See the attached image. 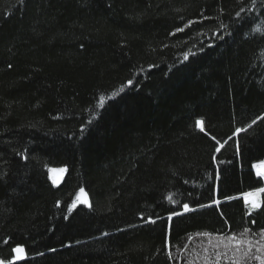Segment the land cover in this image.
<instances>
[{
  "label": "trees",
  "instance_id": "trees-1",
  "mask_svg": "<svg viewBox=\"0 0 264 264\" xmlns=\"http://www.w3.org/2000/svg\"><path fill=\"white\" fill-rule=\"evenodd\" d=\"M261 164L264 0H0L3 264H260Z\"/></svg>",
  "mask_w": 264,
  "mask_h": 264
},
{
  "label": "rangeland",
  "instance_id": "rangeland-1",
  "mask_svg": "<svg viewBox=\"0 0 264 264\" xmlns=\"http://www.w3.org/2000/svg\"><path fill=\"white\" fill-rule=\"evenodd\" d=\"M65 172L66 171L64 169H63V171H61L59 169V170H52L49 173L50 180H51V182H52V184L54 186H59L61 184V181H62V179L64 178V175H65ZM258 173L261 175V177L264 176V165L259 166ZM261 195H262V192H256L252 196L245 195L243 197V199H244L246 204H250V205L253 206L254 203L258 204V201L261 198ZM79 205H84V206H89L90 205L89 197H88V195H87V193L85 191H83L82 193L80 192V194L77 197V200H76V202H75L73 207L75 208V207H77ZM14 254H15L16 261L24 260L23 254L22 255H18L16 252H14Z\"/></svg>",
  "mask_w": 264,
  "mask_h": 264
},
{
  "label": "snow or ice",
  "instance_id": "snow-or-ice-1",
  "mask_svg": "<svg viewBox=\"0 0 264 264\" xmlns=\"http://www.w3.org/2000/svg\"><path fill=\"white\" fill-rule=\"evenodd\" d=\"M183 29H177V31H182ZM129 83H131V81H129ZM253 124L256 123V120H253L252 121ZM202 124L201 121H197V126H200ZM249 127H251V125H249ZM241 131H244L243 129H237L236 132L239 133ZM217 151H219V149H217ZM63 171V170H61ZM261 191H264V189H262ZM83 192V189H81V193ZM248 196H252L254 195V193H249L247 194ZM86 202V201H85ZM218 203V202H217ZM254 207H259L258 204H253ZM184 211L185 212H188V211H191V209L189 208V205L188 204H184ZM201 207H204V205H201ZM176 215H180V213H177V212H173L171 216L168 217L169 220L172 219V216H176ZM153 223H155V221H152ZM250 230L249 229H245L243 233H241V236H244L245 234H247ZM205 235H207L205 233ZM229 240H236V237H230L228 238ZM246 243V241H244L243 239L241 240H238L236 242V247L233 249V251H239L240 250V245ZM247 243L249 244V246L251 245V241H247ZM225 248H229L230 247V244H225L224 245ZM261 247H264V245H262ZM260 249L258 248L257 251H259ZM13 251H15L18 255H22L23 254V248L21 247H17L15 249H13ZM244 255H248V252H244L243 253ZM225 256H227V252L224 253ZM256 259L260 260V264H264V259H261L259 256L256 257ZM0 264H3L2 261H0Z\"/></svg>",
  "mask_w": 264,
  "mask_h": 264
}]
</instances>
